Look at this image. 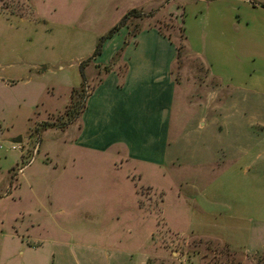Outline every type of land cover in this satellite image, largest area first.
Masks as SVG:
<instances>
[{"label":"rangeland","instance_id":"rangeland-1","mask_svg":"<svg viewBox=\"0 0 264 264\" xmlns=\"http://www.w3.org/2000/svg\"><path fill=\"white\" fill-rule=\"evenodd\" d=\"M171 1L0 0V264H264L250 256L264 243V97L216 91L191 105L184 86L168 131L178 167L125 161L131 140L73 144L75 115L140 28L181 48L174 76L201 74L180 23L196 6Z\"/></svg>","mask_w":264,"mask_h":264},{"label":"crops","instance_id":"crops-1","mask_svg":"<svg viewBox=\"0 0 264 264\" xmlns=\"http://www.w3.org/2000/svg\"><path fill=\"white\" fill-rule=\"evenodd\" d=\"M186 1V5L196 6V9L192 14L193 24L189 26L181 6L184 52L197 58L199 69H203L201 74L195 66H184L179 75L174 76L176 44L153 26L140 28L131 39V46L123 49L111 69L101 75V80L111 79L109 86L102 87L100 80L87 95L84 108L77 117L79 135L73 144L102 151L125 147L126 140H131V143L138 142V146L132 143L131 147L124 148L125 161L141 162L156 169L164 167L167 161L178 167L177 154L167 152L171 147L168 131L175 101L188 94V91L184 92V86L190 87L188 103L191 105L216 91L235 93L242 101L263 99L264 5L259 0ZM168 4H164L165 7ZM135 9L142 10H130ZM190 30L199 41L190 38ZM229 52L236 57L233 63L227 60ZM147 187L158 191L154 186ZM247 222L254 221L248 218ZM250 256H260L263 263L264 243Z\"/></svg>","mask_w":264,"mask_h":264},{"label":"trees","instance_id":"trees-1","mask_svg":"<svg viewBox=\"0 0 264 264\" xmlns=\"http://www.w3.org/2000/svg\"><path fill=\"white\" fill-rule=\"evenodd\" d=\"M124 20H125V16H123V18L120 20V22H119L114 28H112V29L109 31V33L107 34V36L104 37V38L102 39V41H103V40H106V39H108V38H110L115 32H117V31L119 30V28L122 27ZM133 37H134V35H133ZM99 48H100V45L96 48V50H95V52H94V54H93V57L99 55ZM177 48H178V50H177V54H179L181 48H180L179 46H178ZM117 55H118V54H116L115 57H116ZM93 57H92V58H93ZM104 71H105V72H108L109 69H108V68H105ZM72 93H73V92H72ZM70 95H71V94H70ZM70 100H71V96H70ZM83 108H84V105L81 107V109L83 110ZM82 110H80L79 113L75 115V117H77V116L82 112ZM72 121H73L72 119H69V120L67 121V123H68V122H72ZM44 126H45V127H48L49 125H48V124H45Z\"/></svg>","mask_w":264,"mask_h":264},{"label":"water","instance_id":"water-1","mask_svg":"<svg viewBox=\"0 0 264 264\" xmlns=\"http://www.w3.org/2000/svg\"><path fill=\"white\" fill-rule=\"evenodd\" d=\"M20 137L9 139L8 142L12 144H19L20 143Z\"/></svg>","mask_w":264,"mask_h":264}]
</instances>
